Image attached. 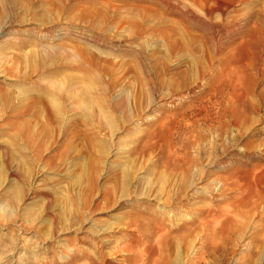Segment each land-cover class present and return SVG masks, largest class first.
Masks as SVG:
<instances>
[{
    "label": "rangeland",
    "instance_id": "1",
    "mask_svg": "<svg viewBox=\"0 0 264 264\" xmlns=\"http://www.w3.org/2000/svg\"><path fill=\"white\" fill-rule=\"evenodd\" d=\"M247 197L221 264L264 241V0H0V264H88L173 216L205 229L175 264H220Z\"/></svg>",
    "mask_w": 264,
    "mask_h": 264
},
{
    "label": "bare ground",
    "instance_id": "2",
    "mask_svg": "<svg viewBox=\"0 0 264 264\" xmlns=\"http://www.w3.org/2000/svg\"><path fill=\"white\" fill-rule=\"evenodd\" d=\"M82 58L89 66L92 65L93 61L95 60L88 53L84 55L82 54ZM73 66L69 68H73ZM62 68L64 69V67ZM58 69L59 68H56L55 70H49L48 72H46V75H48V77L52 76L53 78V76L55 77V75L56 76L59 75L57 74L60 72ZM69 80L73 85L76 82V80H80V79L71 77ZM52 88L55 90H53ZM40 92L42 93V95H38V96H41V97L47 96V98L55 97L54 99L59 98L62 100L64 99L65 101L69 103L75 102V99H76V96L72 97L66 94L61 88H58L55 82L48 84L47 87L44 88ZM58 105L60 104H57L56 102H54V104H51V105H49L48 102L47 103L42 102V106L51 107L50 111L54 110V108L58 109V107H56ZM70 105L71 104H69V107ZM59 108L61 107L59 106ZM73 109L75 111V113L73 114V118H74V121H76L78 119V116L80 115L79 113L76 112L75 108ZM48 115L50 116V118L54 116L52 112L50 114H47V116ZM164 202L170 204V203L175 202V200L173 201L172 199L167 198L166 201L164 200ZM186 206L187 204H185L183 207H186ZM255 207H256V204L254 202H251L249 197L242 198L236 204V208H241L237 210L238 216L241 215L244 218H242L241 220H235V221L233 219L228 218L227 222L221 226L220 231L226 233L225 234L226 238L224 239L223 243L218 244V247H211L212 252H210L211 256L213 255L212 253L214 251L221 252V254H219V258L216 255L217 259L220 260V264L221 262L225 263L226 260H228L229 254H232L234 252V251H229V247L234 249V247L237 245L239 240L245 234L246 230L249 228L250 222L248 218L250 216L248 214ZM209 209H210L209 206H204L202 209L199 208L197 212L199 215H203V214L205 215L207 214L206 212ZM224 211L225 210H222L221 212L226 213V215L230 213V211H225V212ZM127 218L129 217H124L123 221L127 220ZM174 221H175L174 216L170 218L165 217L163 219L155 218V217H142V218L133 217L131 219H128V221L126 222L127 224L126 232L131 230L130 228L133 227L135 230L137 229L140 230L141 232L140 236H138L137 238L129 239L127 243H125V245L122 247H112V246H111L112 248L107 247L108 248L107 251L105 250V247L100 242L99 243L97 242L95 246L93 245L94 247L91 248L90 254H83V256L78 257V259L81 260L84 257H87L89 260L88 264H175V261H178L179 258L183 255L182 254L183 252L185 251L187 252V250L189 251V249H191V246L193 245L195 241L194 237H197V235L200 233V231L198 230H205V229H203V227L200 226L201 223L198 224L199 226L198 225L194 226L193 223L189 225L191 222L189 224L188 222H183V223L180 222V223L175 224ZM205 226L207 225L205 224ZM205 226L204 228H206ZM200 227L202 228L200 229ZM206 229H208V227ZM110 237H114V236L111 235ZM205 237H206V233H205V236L202 238H205ZM255 240H256L255 237L251 238V243ZM256 255H251L249 259V264H263L264 263V241L263 243H261V246L257 250ZM119 256H122L123 259L117 260V257ZM254 257L256 258L254 259ZM215 259L216 258H214V260ZM217 262L214 264H218Z\"/></svg>",
    "mask_w": 264,
    "mask_h": 264
}]
</instances>
